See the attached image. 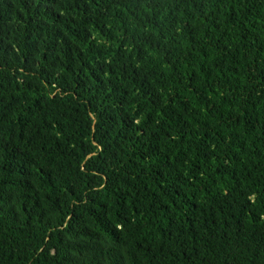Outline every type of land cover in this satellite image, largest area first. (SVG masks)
I'll use <instances>...</instances> for the list:
<instances>
[{
    "label": "trees",
    "instance_id": "1",
    "mask_svg": "<svg viewBox=\"0 0 264 264\" xmlns=\"http://www.w3.org/2000/svg\"><path fill=\"white\" fill-rule=\"evenodd\" d=\"M0 264H264V0H0Z\"/></svg>",
    "mask_w": 264,
    "mask_h": 264
}]
</instances>
